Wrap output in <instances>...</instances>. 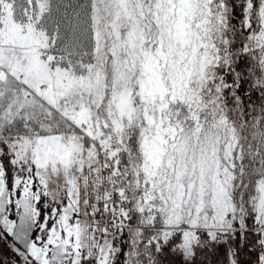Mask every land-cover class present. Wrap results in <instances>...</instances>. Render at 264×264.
<instances>
[{"label": "snow or ice", "instance_id": "6c2138e0", "mask_svg": "<svg viewBox=\"0 0 264 264\" xmlns=\"http://www.w3.org/2000/svg\"><path fill=\"white\" fill-rule=\"evenodd\" d=\"M0 264H264V0H0Z\"/></svg>", "mask_w": 264, "mask_h": 264}]
</instances>
